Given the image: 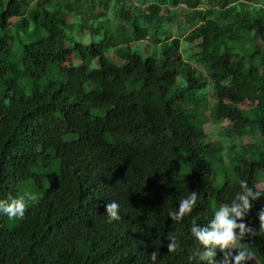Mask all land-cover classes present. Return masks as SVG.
<instances>
[{
	"label": "trees",
	"instance_id": "obj_1",
	"mask_svg": "<svg viewBox=\"0 0 264 264\" xmlns=\"http://www.w3.org/2000/svg\"><path fill=\"white\" fill-rule=\"evenodd\" d=\"M110 1L0 0V79L21 64L30 80L28 93L11 79L0 96V199L42 178L33 169L44 154L59 160L57 178L17 226L6 228L0 214V264H153L152 251L155 264H203L188 259L198 247L192 221L206 225L209 200L229 205L242 179L262 194L240 220L249 229L247 249L264 264V190L256 178L264 150L240 158L237 179L214 185L223 149L205 129L203 91L210 79V117L230 125L223 135L243 136L252 126L264 134V0ZM179 8L200 20L184 38L197 48L187 56L180 38L155 36ZM29 19L46 35L17 47L14 29ZM149 36L157 44L145 54L139 43ZM242 37L261 43L239 51L230 43ZM190 191L197 193L192 211L171 220ZM112 200L121 218L108 223L104 205ZM168 235L176 237L171 252ZM222 257L216 254L217 264Z\"/></svg>",
	"mask_w": 264,
	"mask_h": 264
},
{
	"label": "rangeland",
	"instance_id": "obj_2",
	"mask_svg": "<svg viewBox=\"0 0 264 264\" xmlns=\"http://www.w3.org/2000/svg\"><path fill=\"white\" fill-rule=\"evenodd\" d=\"M136 2V0H132ZM249 4L257 3V0H248ZM112 1H110V5H112ZM205 8L204 4L199 6L198 9ZM98 10H101L100 7H98ZM179 14L178 17H172L173 19L169 21V24H166L165 22L167 19L162 20L161 24L164 26L158 27V30L155 32V36L161 37V39H164L166 36L171 37H178L181 40L182 44V52L183 55L187 56V54L195 53L197 52V48L194 45H190L184 42V38L187 35V33L194 27L196 24L200 22V20L197 17H192L188 14H185V12L179 8L176 10ZM167 16V10L164 12V17ZM28 25L24 28H19L17 30L14 29V34L16 38V45L17 47H20V44L22 42H32L36 39L40 38L41 36H45L46 32L43 28L37 27L34 22L29 19ZM12 22H17V18H13ZM153 25V23H151ZM102 37V32L99 34V36H95V40H100ZM93 38H90L88 42H92ZM137 42H135L133 45H135ZM261 42H256L254 40H250L249 38H241L236 41H232L230 44L239 51H248L253 49L254 45H260ZM142 46V52L147 54V46H150V48H154L155 42L153 36H149L145 41L140 42ZM115 51L112 52L111 56L113 58H116V61H118L117 56L115 55ZM19 61V57L16 58ZM260 59L259 54H257L253 59V63H257ZM16 60V61H17ZM17 61V62H18ZM193 67L198 71L201 72L206 78L208 77L207 70L200 65L197 61L194 59L190 60ZM15 79L18 86L26 93L29 92L30 89V80L29 78L23 73L21 69V64L19 65V68L16 72L10 73L6 75L4 78L0 79V96H2L6 90L7 87V81ZM182 79V77H179V82ZM205 96L207 99V111L206 116L209 120L205 124V129L207 133L209 134L210 138L213 141H219L220 145L222 146V152L221 156L223 160L219 163L216 162L214 164L215 168V180L213 182L214 185L217 187H220L223 184V181L226 176L230 178L231 181H234L237 179V173L235 171L238 166L242 165V161L240 158H244L245 160L249 161L253 158L257 157L260 152L264 150V134H261L255 126H252L251 132L248 134H244L243 136H225L223 135L225 133V128L229 127L230 125L227 122H224L220 125L214 124L210 114H211V108H213V104L215 102V98L213 95L214 87L213 83L210 79H208V84L205 90ZM242 107L247 109L249 108V104L247 101L243 102ZM254 144L252 149H244V147L248 144ZM41 149V148H40ZM53 152H48V154H44L45 160L42 161L41 166L34 167L33 171L35 173L42 174V178L39 180H36L35 178H29L18 185L17 192L13 197L23 196L26 192L35 193L37 196L36 200L33 201H26L27 207L32 205L34 202L38 201L41 197V192L44 188L49 187L53 181L58 176V170H59V160L53 156ZM236 156V158H234ZM45 161V162H44ZM256 178L258 179L257 188L260 190H264V170L257 173ZM222 206V204H217L214 199L209 200V203L207 204V208L209 210H216ZM20 219H11L9 220L5 215H3V224L6 228L10 229L19 224ZM237 243L242 247H249L248 242V234L245 232L243 238L241 240H238ZM220 252V250H217V254ZM253 258L251 259L253 263H261V260L255 255L253 252Z\"/></svg>",
	"mask_w": 264,
	"mask_h": 264
},
{
	"label": "clouds",
	"instance_id": "obj_3",
	"mask_svg": "<svg viewBox=\"0 0 264 264\" xmlns=\"http://www.w3.org/2000/svg\"><path fill=\"white\" fill-rule=\"evenodd\" d=\"M262 194L260 191H253V188L247 185L245 180H240L239 191L232 196L229 205H222L217 208L211 219L206 225H198L193 219L189 232L196 244L197 249L189 255L191 261L194 257L203 264H217L215 259L217 250L223 253L219 264H244L245 261L253 258L252 252L246 247L240 246L237 241L241 240L248 227L240 218L251 207V201L256 200ZM35 193L26 192L23 196L13 197L9 195L6 199H0V214L5 215L9 220L22 219L24 217L27 203L26 201L36 200ZM197 203V193L190 191L187 196L181 198L177 208L169 212L171 220L180 221L185 215L192 211L193 206ZM119 204L112 200L104 205L106 222L111 223L113 220H119ZM260 221V232L264 234V208L258 214ZM169 241L167 249L169 252L176 248V237L174 235L166 236ZM236 252L233 254L232 249ZM150 259L155 264L157 252L149 253Z\"/></svg>",
	"mask_w": 264,
	"mask_h": 264
}]
</instances>
